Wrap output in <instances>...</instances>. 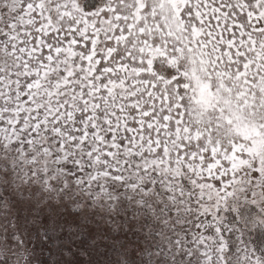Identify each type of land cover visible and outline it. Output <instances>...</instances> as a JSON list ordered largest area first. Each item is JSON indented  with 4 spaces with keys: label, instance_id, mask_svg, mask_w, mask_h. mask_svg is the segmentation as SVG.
Listing matches in <instances>:
<instances>
[{
    "label": "snow or ice",
    "instance_id": "6c2138e0",
    "mask_svg": "<svg viewBox=\"0 0 264 264\" xmlns=\"http://www.w3.org/2000/svg\"><path fill=\"white\" fill-rule=\"evenodd\" d=\"M0 125L92 181L187 177L203 214L245 200L264 226V0H0ZM215 232L205 264H264Z\"/></svg>",
    "mask_w": 264,
    "mask_h": 264
},
{
    "label": "rangeland",
    "instance_id": "374dc122",
    "mask_svg": "<svg viewBox=\"0 0 264 264\" xmlns=\"http://www.w3.org/2000/svg\"><path fill=\"white\" fill-rule=\"evenodd\" d=\"M87 169L89 177L96 172L90 160ZM115 175L124 176L122 180H114L120 183L119 188L124 187L123 196L137 203L136 208L143 211L139 219L133 215L130 204L125 206L127 219L118 218L114 214L115 217L109 215V209L118 204V199L113 193L114 186L111 185L113 183L102 181V178L95 181L89 179V183H72L71 179L73 195L68 200L45 199L42 194H36L35 188H28L22 183L18 186H9L8 199L4 206L0 205V210L4 209L0 212V264H8V260H12V250L19 248L21 254L17 258L18 264H150V260L145 257L148 249L146 242L139 233L141 222L136 220H142L144 215L156 223V217L164 206L163 197L170 193L167 189L170 188L169 174L154 169L141 171L137 175L136 171L130 168L113 173L111 177ZM154 175L157 177L155 185L163 187L160 191L144 188L143 182H140L144 179L150 184ZM187 180L184 178L185 182ZM62 185L65 187L67 183L63 182ZM85 189L89 191L88 212L83 209L84 203H81V198L76 196V193ZM170 190L172 191V188ZM178 192L185 196L181 187ZM187 193L195 201L193 193ZM171 197L177 198L178 204L172 202V205L174 209H178L176 214L178 215L179 211L183 218L188 214L194 215L197 209H202L196 202L194 205L188 203L190 200L187 199L190 211L186 213L183 198L174 195ZM76 208H79V212L75 211ZM168 209L170 216L174 209L170 207ZM205 217L211 219L212 225L216 222L211 214ZM213 228L211 227V232L215 234ZM83 229L86 231H82ZM175 242L176 237L171 246L162 245L164 254H169Z\"/></svg>",
    "mask_w": 264,
    "mask_h": 264
},
{
    "label": "trees",
    "instance_id": "16d2710c",
    "mask_svg": "<svg viewBox=\"0 0 264 264\" xmlns=\"http://www.w3.org/2000/svg\"><path fill=\"white\" fill-rule=\"evenodd\" d=\"M45 147L50 148L51 152L46 154ZM75 160V157L65 159L55 148L54 144L33 145L15 140L8 141L3 136H0V205L4 206L8 199V187L18 186L21 183L28 188H35L36 194H42L45 199H70V196L73 195L70 185L71 179H73L72 183H89V169H87L89 168V160L83 161V171ZM184 178L189 181L185 182ZM184 178L177 179L169 175L170 184L168 187L172 188V191L167 188L170 193L163 197L164 206H162L159 215L156 217V223L153 219H147L148 217L144 215L141 218L142 220H136V222H141L139 233L146 242L148 249L145 257L150 260V264H205L206 257L202 255L205 249L198 246V240L201 236H206L211 237L215 241L217 233L213 234L211 227L215 229L217 226H222L229 236L233 255L240 248L241 240L254 249L257 255H264V226L257 223V217L260 215L259 208L245 200H242L245 204L239 200L230 202L226 207H222L218 216H213L216 220L213 225L211 219L205 217L207 214L202 213V209H197L194 215L188 214L185 218L180 216L179 211L177 215L176 211L178 209H174L172 205V202L178 204L177 198L174 199L175 197L172 198L171 195L183 198L187 209L186 213L190 211L189 207H187V199L190 200L188 203L192 205L195 202L190 198L191 195L187 193H193V185L189 178ZM102 179V181L107 183H113L111 184L114 186L113 193L118 199V204L113 205L109 209V215L113 217L117 215L116 217L118 218L127 219L128 215L126 218L125 206L130 204L132 205L133 215H136V219H139L138 217L143 214V211H141V208H136L137 203L123 196L125 190L123 191L122 189L124 187L119 188L120 183L111 176L103 177ZM63 182L67 183V186L63 187ZM140 182H143L144 188L157 189L158 191L163 188L155 185L157 184L155 175L153 180L150 181L154 184H149L144 179H141ZM179 186L184 190L185 196L178 192ZM76 196L81 198V203H84L83 209L88 212L89 191H86V189L81 190L76 193ZM178 201L180 204L179 199ZM169 207L175 211H172L170 216H168L169 213L167 212ZM237 209H239L238 213H236ZM2 210L4 209H1L0 212ZM75 211L79 212V208H76ZM190 218H193L192 222L189 220ZM245 220L249 221L246 222ZM185 230L188 231L184 232ZM82 231H86V229ZM175 237V245L171 248L169 254H164L162 245L171 246ZM210 247H212L211 244ZM20 254V248L13 249L12 260H8V264H18L17 258ZM238 255L243 259L242 254Z\"/></svg>",
    "mask_w": 264,
    "mask_h": 264
}]
</instances>
